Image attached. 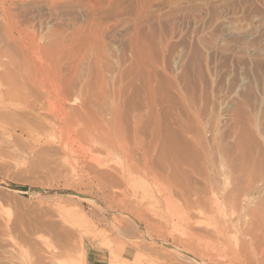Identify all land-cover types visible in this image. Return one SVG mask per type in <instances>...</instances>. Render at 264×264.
Masks as SVG:
<instances>
[{
  "label": "rangeland",
  "instance_id": "1",
  "mask_svg": "<svg viewBox=\"0 0 264 264\" xmlns=\"http://www.w3.org/2000/svg\"><path fill=\"white\" fill-rule=\"evenodd\" d=\"M259 206L264 0H0V264H255Z\"/></svg>",
  "mask_w": 264,
  "mask_h": 264
},
{
  "label": "bare ground",
  "instance_id": "2",
  "mask_svg": "<svg viewBox=\"0 0 264 264\" xmlns=\"http://www.w3.org/2000/svg\"><path fill=\"white\" fill-rule=\"evenodd\" d=\"M12 90V89H11ZM15 91V90H14ZM11 92V91H10ZM13 92V91H12ZM6 93V92H5ZM64 93V92H62ZM12 96V95H11ZM64 96V95H63ZM150 103V102H149ZM118 108V107H117ZM154 110V108H153ZM114 115V114H113ZM140 115V114H139ZM154 115V114H153ZM152 116V115H151ZM114 117V116H113ZM154 117V116H153ZM112 117H110L109 120H111ZM114 119V118H113ZM115 120V119H114ZM142 119L137 117L134 118V125H133V133L136 134V132L138 133L140 130V124H141ZM156 125V124H155ZM105 134V133H104ZM114 137V136H113ZM136 138V137H135ZM110 139V135H103L101 142L105 143L108 142ZM100 140V139H99ZM158 135L157 132H153L152 134V139L151 142H147V144H145L144 142H142V140H139L140 145H137L139 150L144 151L143 149H147L148 147L154 148V146H156L157 142H158ZM101 143V144H103ZM122 150H125V148H122ZM127 152V150H126ZM143 161L144 163H148L151 161V159L148 158V155H144L143 156ZM263 206V205H262ZM262 206H259L257 209V217H260L259 219V231H258V235L256 237V243H257V250H256V254H255V264H264V209ZM262 218V219H261ZM222 234V233H221ZM220 235V233H219ZM218 236V235H217ZM222 237V236H221ZM191 261L194 264H197V262L195 261V257L194 260L191 259Z\"/></svg>",
  "mask_w": 264,
  "mask_h": 264
},
{
  "label": "crops",
  "instance_id": "3",
  "mask_svg": "<svg viewBox=\"0 0 264 264\" xmlns=\"http://www.w3.org/2000/svg\"><path fill=\"white\" fill-rule=\"evenodd\" d=\"M95 257H97V256L96 255L95 256L93 255L90 257L87 256V263L88 264H102V262L100 260H96ZM90 261H91V263H90Z\"/></svg>",
  "mask_w": 264,
  "mask_h": 264
}]
</instances>
